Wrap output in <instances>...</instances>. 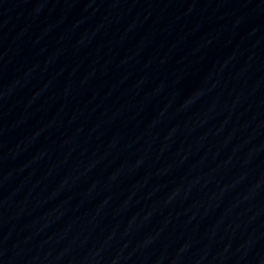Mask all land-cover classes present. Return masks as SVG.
I'll use <instances>...</instances> for the list:
<instances>
[{"label": "water", "instance_id": "1", "mask_svg": "<svg viewBox=\"0 0 264 264\" xmlns=\"http://www.w3.org/2000/svg\"><path fill=\"white\" fill-rule=\"evenodd\" d=\"M0 264H264V0H0Z\"/></svg>", "mask_w": 264, "mask_h": 264}]
</instances>
